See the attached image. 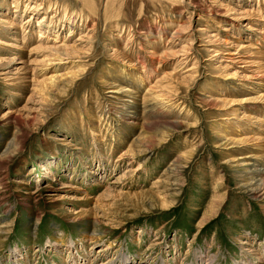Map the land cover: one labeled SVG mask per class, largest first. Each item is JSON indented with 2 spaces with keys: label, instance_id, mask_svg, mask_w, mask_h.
I'll return each instance as SVG.
<instances>
[{
  "label": "rangeland",
  "instance_id": "374dc122",
  "mask_svg": "<svg viewBox=\"0 0 264 264\" xmlns=\"http://www.w3.org/2000/svg\"><path fill=\"white\" fill-rule=\"evenodd\" d=\"M263 191L264 0H0V264H264Z\"/></svg>",
  "mask_w": 264,
  "mask_h": 264
},
{
  "label": "bare ground",
  "instance_id": "6f19581e",
  "mask_svg": "<svg viewBox=\"0 0 264 264\" xmlns=\"http://www.w3.org/2000/svg\"><path fill=\"white\" fill-rule=\"evenodd\" d=\"M166 1H171V2H174V3H175V2H178L179 0H166ZM181 1H182V0H181ZM183 1H184V0H183ZM190 5H191L192 7H195L196 4H195L194 2H190ZM195 8H196V7H195ZM195 12H196V11H195ZM62 61H63V60H62ZM64 62H65V61H64ZM65 64H66V63H65ZM263 192H264V191H263ZM254 193H255V192H254ZM256 195H257V193H256ZM258 195H259V194H258ZM258 195H257V196H258ZM259 197H260V196H259ZM108 264H109V263H108Z\"/></svg>",
  "mask_w": 264,
  "mask_h": 264
}]
</instances>
